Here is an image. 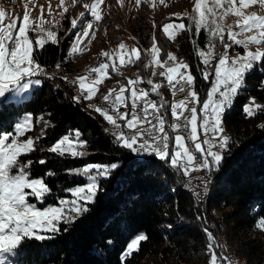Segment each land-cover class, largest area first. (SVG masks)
I'll use <instances>...</instances> for the list:
<instances>
[{"label":"snow or ice","instance_id":"1","mask_svg":"<svg viewBox=\"0 0 264 264\" xmlns=\"http://www.w3.org/2000/svg\"><path fill=\"white\" fill-rule=\"evenodd\" d=\"M149 2V0H145ZM212 0L209 6L208 0H194L192 12H184L189 24L183 22L175 25L173 31L170 24H165L163 31L168 39H174L181 31H191L195 27L197 37L201 30L207 35V52L198 51V57L205 66L201 69V76L207 82L211 78V87L207 91V98L201 100L194 88L195 77L189 70V65L183 60L177 63V58L168 54L167 60H171L175 67H168L167 61L159 59L161 52L153 37L150 59L145 67H161L165 70L152 75L164 77L172 91L173 96L177 92H185L187 96L171 103L170 105L160 95L161 85L148 79L146 83L151 89L140 87L145 83L142 79H128L126 84L118 82L108 90L107 94H101L104 103L100 105L88 104L87 108L94 109L96 113L112 126L106 128L111 132L114 142L126 150L127 156L107 164L87 163L83 167L67 169L69 175H79L86 178V183L67 189L72 193L71 200L60 199L58 206L49 205L43 210L30 203L29 196L35 197L43 202L45 197L51 193L42 178H33L31 175L32 160L22 161L20 157L36 151L37 142L44 136L41 131L39 137L26 140H18V137L30 131L33 117L25 114L15 118L10 125L11 130L3 127L0 121V264H18L19 258L27 253L24 241H45L54 239L60 234L61 225L74 224L78 218L90 211L89 205L94 204L99 193L105 190L100 186L101 180H110L114 172L147 177L155 173L158 164H167L189 177L191 170H205L206 175L198 180L206 190L212 181L213 173L219 172L226 160V154L231 151L232 141L225 133L223 120L226 111L234 104V98L244 88L245 76L251 71L258 70L264 75V16H258L255 12L245 15L242 9L250 4L259 2L264 8V0ZM103 0H93V3L84 5L87 12H81L78 17L71 19L70 28L65 35V42L71 41V50L67 57L71 58L74 53L82 51L79 48L83 38L89 35L93 24L102 19L100 5ZM141 0H136L139 5ZM163 3V0H161ZM63 0H61V5ZM223 9V15L217 14V9ZM67 12V8L64 9ZM64 12L60 15L63 16ZM232 13L236 17H242V23L237 21L239 32H234L232 26L227 29L218 22L223 16ZM180 17V13L174 14ZM4 11L0 10V113L4 106H11L26 98V94L34 85H40V76H49L45 68L39 62L38 56L46 44L58 45L57 33L48 30L45 38H37L35 41L29 37V32L44 33L43 20L33 27L27 5L22 15L19 26L17 20L13 19L11 24L4 25ZM256 30V35L237 39L243 33ZM227 32V40L224 33ZM93 37L95 32H92ZM73 37L75 39L73 40ZM229 41L231 43H229ZM196 43V41H193ZM250 45H255L256 50H249ZM234 46H242L243 54L229 55V49ZM120 53L116 59L120 65H132L140 60V51L133 47L128 51L124 43L119 44ZM222 49V50H221ZM111 63H101L91 71L96 73L95 77L78 78L81 95L73 97V101L79 103L81 100H92L99 92L98 85L109 77L108 69L111 67L118 75L121 74L116 67L115 59L109 53H102ZM212 60H217L212 68ZM261 65L257 68V65ZM57 68L60 64L57 63ZM184 69V71H181ZM50 78H55L52 76ZM63 79H66L64 77ZM86 79L91 83L86 86ZM59 88V85L56 86ZM127 93V95H126ZM8 94V95H6ZM155 94L159 100L151 99ZM252 99V98H250ZM129 104L131 105L129 110ZM124 108V111L120 109ZM170 108L171 122L168 121L167 110ZM260 105L252 107L248 104L243 106V112L247 117L254 116L255 109ZM44 121V117L38 118ZM122 122V123H121ZM48 127L47 122L44 123ZM127 129V131H125ZM172 133V135H170ZM79 129L70 131L68 134L55 141L48 152L64 156L70 154L72 158H85L89 155L84 150L88 144L87 140L81 138ZM236 147L243 151L246 145L240 143ZM41 152L45 149L41 148ZM39 164H46L45 159H40ZM121 176H117L119 181ZM106 195V192H105ZM200 195V193H196ZM264 224V221L261 222ZM169 228L172 225L168 226ZM68 227L63 231L67 232ZM208 237V250L210 254L208 264H223L224 257L217 255L215 238L207 228L204 229ZM146 234L136 235L121 250V264H126L128 257L139 251L140 243L146 240ZM113 241L105 238L102 249L111 247ZM16 257V260L5 256ZM93 254L102 256L100 249H93Z\"/></svg>","mask_w":264,"mask_h":264},{"label":"trees","instance_id":"2","mask_svg":"<svg viewBox=\"0 0 264 264\" xmlns=\"http://www.w3.org/2000/svg\"><path fill=\"white\" fill-rule=\"evenodd\" d=\"M170 19L182 20L178 17ZM133 31L141 56L135 63L136 70L145 81L143 84L147 85L143 60L150 56L148 50L151 49L152 37L145 20L135 23ZM156 35L157 46L161 49L158 58L166 59L170 49H174L196 78L194 88L198 96L201 100L205 99L211 78L206 82L201 76V69L205 66L197 54L207 46L205 30H201L199 37L194 25L191 31L179 32L176 34V46L165 34L157 32ZM224 36L227 40L226 32ZM58 41V45L49 41L40 52L38 59L41 65L49 67L56 62L62 65L70 62L66 55V46L70 41L66 43L65 37ZM232 49L243 51L242 46ZM214 62H211L212 68ZM260 66L258 64L257 68ZM124 68L119 70L121 74ZM108 72L111 75L98 86L99 92L95 97L126 80H112L121 74L118 75L112 68ZM81 77L87 78L86 75ZM154 78L152 80L158 82L163 77L156 75ZM41 81L40 85L32 88L28 97L11 106L5 105L0 121H3L5 129L11 130L10 125L16 117L29 113L35 118L40 111H48L52 122L45 136L37 142L36 151L20 159L32 160L31 175L41 176L51 189L44 202H57L59 198L71 194L67 189L86 183V178L69 175L67 169L80 168L87 163L107 164L128 153L115 144L110 132L105 131L106 121L94 109L88 112L90 100L73 101V97L77 96L76 90L78 96L81 95L78 80L66 83L65 88H52L46 78ZM159 84L160 95L170 105L172 92L168 83ZM145 88L151 89L148 86ZM152 95L159 100L158 96ZM251 95L261 103L260 108L255 109L256 114L247 117L242 109ZM167 116L170 121V108ZM223 124L230 130L232 148L226 154L220 171L213 173L205 198L200 200L185 190L182 172L167 164H158L155 173L147 177L139 174L121 176L120 172H114L112 179L100 181L105 191L98 194L95 203L89 205L90 211L74 224H62L60 234L54 239L24 241L27 253L19 258L18 264H121V250L139 231H144L148 238L140 243L139 251L128 257L126 264H205L209 258L205 228L215 238L217 254L221 245L224 246L223 264H228L229 259H238L241 264H264V226L257 223L259 218L264 217V75L260 71L254 69L245 76L244 88L226 111ZM75 129H79L81 138L88 141L84 148L89 153L87 157L74 159L67 154L60 156L47 151L62 135ZM237 143L246 145L243 151L236 147ZM41 148L45 151L41 152ZM42 158L47 161L46 164H39ZM117 176H121L119 181ZM169 225L172 227L169 228ZM64 227L69 230L63 231ZM105 238L113 241L108 249L101 248ZM93 249H100L104 254L97 256L93 254Z\"/></svg>","mask_w":264,"mask_h":264},{"label":"rangeland","instance_id":"3","mask_svg":"<svg viewBox=\"0 0 264 264\" xmlns=\"http://www.w3.org/2000/svg\"><path fill=\"white\" fill-rule=\"evenodd\" d=\"M91 3H93V0H63L62 5H61V0H0V10L4 11L5 13V19L2 21L4 25H9L11 24L13 19H16L17 26H19L21 22L19 18L22 17L25 11V5H27V10L29 11L30 18L33 21V27H35L36 24H39L41 20H43L44 22L43 28L45 29L44 33H40L38 31L36 32L30 31L29 32L30 39L33 41L41 37L47 39L46 32L48 30H51L57 33L56 38L57 40H60L62 39V37H65L68 29L70 28L71 19L78 17L81 12H87L84 5L91 4ZM208 3H209V6H211L212 0H208ZM193 6H194V0H163V3H161V0H149V2L147 3L145 2V0H141V3L139 5L136 4V0H103V3L100 5V12H101L102 19L99 22H95L93 24V29L89 30V35L83 38L82 42L79 45V48L82 51L74 53L72 57L69 59L70 62L68 64L62 65L61 63L56 62L55 64L49 67H45L42 65L45 68V71L49 74V76L47 77L40 76L38 78L40 80H42L43 78H46L47 80L46 82L49 83L52 86V88H57L56 86L59 84H60L59 88H65L67 87L68 83L75 82V80H78V78L81 77L82 75H86L87 77H95L97 74L91 71L93 68L98 67L99 64L101 63H111V61H109L107 57L102 55V53H105V52L109 53L113 57V59H115L116 67L117 68L120 67L119 70L121 71L123 66L120 65L119 60L116 59L117 53L121 52V50L119 49V44L124 43L128 51H130L133 47H136L140 51L139 47L135 44V41L133 39L134 37L133 25L135 23L145 20L149 27V32H150V36L152 37V41H153V36H152V32H153L155 34L156 43H157L156 34L157 32L165 34L163 31L165 24H170L173 26L169 28V31H173L175 25H178L181 22H183L186 26L189 24L187 17L184 18L182 14L186 11L191 13ZM236 6L239 7L238 0H237ZM65 8H67V12H64ZM242 10L245 13V15H251L253 12H255L258 16H264V8L261 7L259 2L255 4H250L249 6H247L246 8ZM61 12H64L63 16L60 15ZM176 13L181 14L179 18H182V20L170 19V18L176 17L174 15ZM217 14L218 16L223 15V9L222 8L217 9ZM238 20H240L242 23V17H236L232 13H228L227 15L223 16V20H220L218 22L222 23L225 26V29H227V27L231 25L232 30L234 32H239L240 29L237 26ZM92 32H95L94 37L92 35ZM253 35H256L255 29H253L252 31L243 33V35L238 36L237 39H244L246 37L253 36ZM74 39L75 37H73V40ZM169 40L173 46H176L177 44L176 35L174 39H169ZM191 41H193L192 38H191ZM71 43L72 42L70 41L66 46V55L71 50ZM200 50L207 52L208 49L206 46L205 48L200 49ZM249 50L255 51L256 46L250 45ZM261 50L264 51V48H261ZM244 52H245L244 48H243V51H240L238 49H231V50L229 49L230 56H235L237 53L243 54ZM170 54L174 55L177 58V63L183 60L177 57V55L175 54V50L172 48L170 49ZM149 59H150V56H146L143 62L147 64ZM162 61H167L168 67L176 66L175 64H173L171 60H167V58L163 59ZM217 62L218 61L215 60L214 67ZM57 63L60 64L59 68L56 67ZM132 65L133 66L131 65L125 66V68L123 69L124 70L123 74L119 75L117 78L115 77L112 78V80L126 78L124 82L123 81L120 82L121 84H126L127 80L130 79V77L128 76L130 74L131 75L134 74L135 76L133 77L139 76V78L142 79L141 75H139L138 71L136 70V66H135L136 64H132ZM159 69L161 72L165 70L164 68H161V67H155V68L151 66L147 67L145 71L146 81L152 78L156 79L154 78V76H152V73H153V70H159ZM181 71H184V69H181ZM110 75L111 74H109V76ZM52 76H55V78L54 79L50 78ZM64 77H66V79H63ZM106 78H104V81ZM153 82L158 83V84L159 82H163L165 85H167L168 83L164 77L161 78L158 82H155L154 80ZM90 83H91V80H86V86H88ZM34 86H32V88ZM116 86H117L116 91L118 92L119 85H116ZM145 86H148L151 88V85H148V84L147 85L143 84V86L142 84L140 85V87H143V88H145ZM210 87H211V84L209 88ZM32 88L30 89L29 93L26 94V97H28L31 94ZM78 89L79 91L81 90L80 87ZM186 91L187 89L185 90V92ZM185 92L184 94L180 96L179 94L177 95L175 94V96H173L172 94L170 97L171 103L175 102L176 100L185 99L187 95V92L186 93ZM107 93L108 92H106L105 94ZM76 95L78 96L77 90H76ZM176 97L178 99H176ZM95 100H101V96L94 97L92 100H90V103L92 104L93 101ZM88 101L89 100H86V102ZM260 103L261 101L258 98H256V96L251 95L249 96L245 104L255 107V105H259ZM120 110L124 111L125 109L121 108ZM88 112H92V111L88 109ZM41 116L44 117V121H38V118ZM45 122H47L48 126L51 125V122H52L48 117V111L46 110L40 111L39 113L36 114V117L33 118L32 120L33 126L31 127V130L25 132L24 135L18 137V140H21V141L26 140L29 137H32L33 139H35L36 137L40 136L41 131L44 132V136H45V132L48 128V127L45 128L44 126ZM106 127H107V122H106ZM223 127L225 129V133L228 136H230L231 134L230 130L224 124H223ZM125 131H127V129H125ZM62 137L63 135L59 139H61ZM67 156L71 157L70 154H67ZM190 172H191V176L190 178H187L188 181L190 182V184H187L190 187V191L189 190L187 191H189L190 193L196 196L195 192L198 189V183H197L196 176H201L200 175L201 172L206 173V171L194 169V170H191ZM32 177L42 178L41 176H32ZM183 181H186L184 177H183ZM77 185H83V184H77ZM182 185H184V183H182ZM208 190H209V184L207 186L206 191L208 192ZM205 195L207 196L208 193ZM205 195L203 198L206 197ZM203 198H198V199L202 200ZM60 199L71 200L72 193L69 196L59 198L57 202H44V201L40 202L35 197H32V198H30V196L28 197L29 202L35 204L36 207L39 208L40 210H43L45 207L49 205L58 206ZM262 221H264V217H261L258 219L257 221L258 225L264 226V224L261 223ZM141 233H144V231L137 232L131 239H133L136 235L141 234ZM222 254L225 255V248L223 245H221L220 253L217 255L222 256ZM5 256L9 258L8 254H5ZM208 261H209V258L205 264H208ZM227 263L228 264H241L242 261L238 259H233V260L229 259L227 260Z\"/></svg>","mask_w":264,"mask_h":264},{"label":"bare ground","instance_id":"4","mask_svg":"<svg viewBox=\"0 0 264 264\" xmlns=\"http://www.w3.org/2000/svg\"><path fill=\"white\" fill-rule=\"evenodd\" d=\"M183 17H184V16H183ZM184 18H185V17H184ZM152 36L155 37V34H154L153 32H152ZM156 36H157V35H156ZM155 40H156V37H155ZM87 75H88V74H87ZM133 76H135V75H134V74H133V75H131V74L129 75L130 79L132 78L133 80H135V79L137 78V76H136V77H133ZM59 85H60V84H59ZM142 86H143V84H142ZM186 92H187V91H186ZM186 92H185V93H186ZM177 94H179V96H180V95L184 94V92H177L176 95H177ZM186 96H187V95H186ZM150 98H151V99H154L153 95H151ZM176 99H178V98L176 97ZM154 100H155V99H154ZM176 101H178V100H176ZM102 103H104V102H103L102 99H101V100H95V101H93L92 104L100 105V104H102ZM90 110H92V109H90ZM109 126H110V125H109ZM107 128H108V127H107ZM110 128H111V127H109V129H110ZM224 130H225V129H224ZM110 133H111V132H110ZM190 173H191V172H190ZM204 174H206V173H205V172H201L200 175L202 176V175H204ZM184 178H185V180H186V181H184V188L190 191V187L187 185V184H190V182H189L188 179H187V178H190V177H184ZM206 192H207V191L204 189V193H203L202 195H199V198H203L204 195L208 193V192H207V193H206ZM205 196H206V195H205Z\"/></svg>","mask_w":264,"mask_h":264},{"label":"built area","instance_id":"5","mask_svg":"<svg viewBox=\"0 0 264 264\" xmlns=\"http://www.w3.org/2000/svg\"><path fill=\"white\" fill-rule=\"evenodd\" d=\"M137 79V78H136ZM130 107H131V105L129 104V110H130ZM171 122V120L169 121V123ZM122 123V122H121ZM107 127H108V129H109V127H112V126H109L108 124H107ZM207 174V173H206ZM206 174H204V175H202V176H205ZM191 176V173H189V177ZM202 176H196V179H197V183H198V189L196 190V192H195V194L196 193H200V195H202L203 193H204V188L202 187V185L200 184V182H199V180H198V178L199 177H202ZM183 177H185V176H183ZM198 198H199V195H196Z\"/></svg>","mask_w":264,"mask_h":264}]
</instances>
